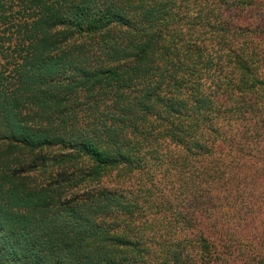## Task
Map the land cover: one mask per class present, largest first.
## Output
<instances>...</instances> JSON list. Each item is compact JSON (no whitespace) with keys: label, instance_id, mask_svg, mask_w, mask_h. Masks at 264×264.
<instances>
[{"label":"trees","instance_id":"trees-1","mask_svg":"<svg viewBox=\"0 0 264 264\" xmlns=\"http://www.w3.org/2000/svg\"><path fill=\"white\" fill-rule=\"evenodd\" d=\"M264 0H0V264H264Z\"/></svg>","mask_w":264,"mask_h":264},{"label":"rangeland","instance_id":"rangeland-1","mask_svg":"<svg viewBox=\"0 0 264 264\" xmlns=\"http://www.w3.org/2000/svg\"><path fill=\"white\" fill-rule=\"evenodd\" d=\"M242 17H244L246 21L251 23V27H256V29L263 31L264 33V15L261 11L258 12L257 8L242 13Z\"/></svg>","mask_w":264,"mask_h":264}]
</instances>
